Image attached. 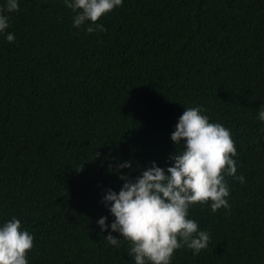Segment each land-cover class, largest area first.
Listing matches in <instances>:
<instances>
[{"label": "trees", "instance_id": "1", "mask_svg": "<svg viewBox=\"0 0 264 264\" xmlns=\"http://www.w3.org/2000/svg\"><path fill=\"white\" fill-rule=\"evenodd\" d=\"M0 12L15 37L0 34V222L33 234L29 264H134L96 223L112 220L102 196L121 173L169 166L170 133L197 105L229 129L245 182L225 177L228 209L189 208L210 240L171 264H264V0H123L92 33L63 0Z\"/></svg>", "mask_w": 264, "mask_h": 264}, {"label": "clouds", "instance_id": "2", "mask_svg": "<svg viewBox=\"0 0 264 264\" xmlns=\"http://www.w3.org/2000/svg\"><path fill=\"white\" fill-rule=\"evenodd\" d=\"M122 2L63 0L75 13L73 27L85 25L88 33L104 31V26L95 22ZM5 7L8 12L16 11L18 0H5ZM8 27V16L0 12V34L12 42L15 37L6 32ZM257 118L264 122V106L259 108ZM170 139L181 150L169 155V166L162 168L152 161L134 179L121 173L119 191L109 188L102 196L112 220L106 223L108 217L101 216L96 223L101 232L109 230L104 237L108 245L119 249L123 241L130 243L128 255L134 264H171L177 249L187 247L194 255L205 249L209 233L188 218L189 208L210 201L213 212L221 207L228 209L230 189L225 177L245 182L243 175H236L237 153L229 129L210 121L199 105L185 107ZM131 166V161L125 160L118 164L117 171ZM33 241V234L21 227L15 216L0 222V264H29L27 252Z\"/></svg>", "mask_w": 264, "mask_h": 264}]
</instances>
